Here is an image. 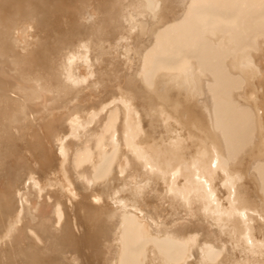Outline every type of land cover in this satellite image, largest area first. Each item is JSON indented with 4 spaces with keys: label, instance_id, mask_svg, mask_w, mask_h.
Listing matches in <instances>:
<instances>
[{
    "label": "bare ground",
    "instance_id": "obj_1",
    "mask_svg": "<svg viewBox=\"0 0 264 264\" xmlns=\"http://www.w3.org/2000/svg\"><path fill=\"white\" fill-rule=\"evenodd\" d=\"M0 264H264V0H0Z\"/></svg>",
    "mask_w": 264,
    "mask_h": 264
},
{
    "label": "clouds",
    "instance_id": "obj_2",
    "mask_svg": "<svg viewBox=\"0 0 264 264\" xmlns=\"http://www.w3.org/2000/svg\"><path fill=\"white\" fill-rule=\"evenodd\" d=\"M94 202H98V201H94Z\"/></svg>",
    "mask_w": 264,
    "mask_h": 264
}]
</instances>
